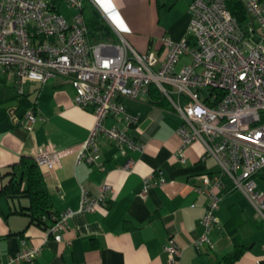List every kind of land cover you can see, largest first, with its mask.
I'll use <instances>...</instances> for the list:
<instances>
[{
	"label": "crops",
	"instance_id": "0c3cea01",
	"mask_svg": "<svg viewBox=\"0 0 264 264\" xmlns=\"http://www.w3.org/2000/svg\"><path fill=\"white\" fill-rule=\"evenodd\" d=\"M228 2L232 0H227ZM192 0H85V21L97 15L110 30L92 42L124 39L134 50L160 51L161 38L193 41L188 34V6ZM188 62L187 59H183ZM0 190L15 173L22 157L34 159L39 147L51 144L60 153L59 166L40 169L50 192L53 210L74 211L62 242L48 236L26 214L29 200L21 195L0 196V261L24 247H42L33 264H167L164 246L173 237L183 264H222L238 244L243 253L234 264H264V222L252 213L243 193L229 179L216 192L220 197L219 225L210 233L212 247H196L203 235L201 219L207 198L198 193L204 174L219 172L214 157L196 141L185 151V162L175 156L181 147L177 129L182 119L166 101L148 96L132 100L119 97L135 124L108 117L105 127L118 126L144 144L141 151L120 148L104 135L98 137L101 170L76 164L81 144L88 138L95 117L73 102L71 84L64 78L44 86L29 82L23 95L14 90L12 77L0 69ZM162 96V95H161ZM163 97V96H162ZM165 98V97H164ZM166 99V98H165ZM167 100V99H166ZM3 109V110H2ZM37 112L32 133L21 120ZM7 111V112H5ZM7 113H9L7 115ZM132 162V168L124 165ZM264 174V172H262ZM162 177L165 183L142 194L143 179ZM103 184L112 187L106 204L93 213L78 212L81 189L97 195ZM27 264V263H25Z\"/></svg>",
	"mask_w": 264,
	"mask_h": 264
},
{
	"label": "built area",
	"instance_id": "2783aa9c",
	"mask_svg": "<svg viewBox=\"0 0 264 264\" xmlns=\"http://www.w3.org/2000/svg\"><path fill=\"white\" fill-rule=\"evenodd\" d=\"M57 2L75 13L68 21ZM246 21L234 18L226 0H192L188 6V34L193 41L161 38L160 51L134 50L124 39L92 42L88 36L85 0H0V69L13 79L17 95L36 82L44 86L64 78L74 89L73 102L93 112L95 122L81 144L76 164L101 170L98 137L104 135L120 148L141 151L144 144L118 127H105L108 117L135 124L119 97L139 100L155 88L182 119L177 129L181 147L175 156L185 162V149L198 141L215 158L220 170L200 177L196 191L207 198L201 219L203 235L196 247H212L210 233L219 225L220 197L216 192L227 178L242 192L264 222V190L257 174L264 170V0H241ZM187 59L185 62L183 59ZM37 112L30 109L21 125L32 133ZM61 153L51 144L39 147L34 161L40 169L59 166ZM132 168V162L124 165ZM165 180L143 179L142 194ZM113 189L103 184L97 195L81 189L78 212L93 213L106 204ZM74 211L52 215L48 236L56 242ZM42 247H24L0 264H33ZM167 264H183L173 237L164 246Z\"/></svg>",
	"mask_w": 264,
	"mask_h": 264
},
{
	"label": "trees",
	"instance_id": "16d2710c",
	"mask_svg": "<svg viewBox=\"0 0 264 264\" xmlns=\"http://www.w3.org/2000/svg\"><path fill=\"white\" fill-rule=\"evenodd\" d=\"M227 7L231 15L237 19L240 24L246 21V11L243 7L241 0L227 1ZM89 39L93 37H106L109 36L110 30L103 23L97 15L86 20ZM151 97L155 101H166L161 94L152 89ZM264 172V170H263ZM9 182L0 190V196H16L21 195L29 200V206L21 209L25 210L31 221L43 228L50 227L53 223L52 215L57 214L53 210L50 192L45 183L44 177L41 173L39 166L34 159L22 157L19 161L17 171L9 173ZM264 179V174L259 173L256 176ZM243 253V249L236 244L233 252L223 257L222 264H234Z\"/></svg>",
	"mask_w": 264,
	"mask_h": 264
},
{
	"label": "rangeland",
	"instance_id": "374dc122",
	"mask_svg": "<svg viewBox=\"0 0 264 264\" xmlns=\"http://www.w3.org/2000/svg\"><path fill=\"white\" fill-rule=\"evenodd\" d=\"M57 4H58L59 10H60V14H62V16H63L64 18H66L68 21H70L72 15L75 13V11H74L72 8H70V6H69L67 3H65V2H57ZM3 84H5V83H4V79H3L2 82H0V87H1ZM2 110H3V109H2ZM5 112H7V111H5ZM8 114H9V113H7V115H8ZM9 115H10V114H9ZM257 183H258L259 187H260L262 190H264V179L261 178V177H258V178H257ZM243 195H244V194H243ZM243 199L246 201L245 203L248 205V207L250 208V210L252 211V213L254 214V212H255V214H256L255 209H254L253 206L250 204V202L248 201V199L246 198L245 195L243 196Z\"/></svg>",
	"mask_w": 264,
	"mask_h": 264
}]
</instances>
